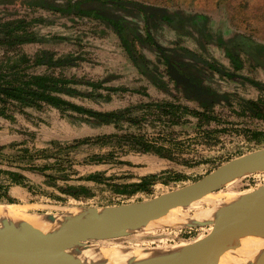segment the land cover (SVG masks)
I'll list each match as a JSON object with an SVG mask.
<instances>
[{
    "label": "rangeland",
    "instance_id": "1",
    "mask_svg": "<svg viewBox=\"0 0 264 264\" xmlns=\"http://www.w3.org/2000/svg\"><path fill=\"white\" fill-rule=\"evenodd\" d=\"M76 2L84 8L98 7L104 15L122 21L130 32L131 51L106 20L56 9ZM13 19L25 20L27 30L33 31L37 40L15 47L0 45V66L18 63L24 73L77 78L81 82L74 87L83 94L63 97L85 107L101 111L133 107L131 115L137 122H120L122 130L142 133L150 142L170 147L175 157L137 153L127 146L126 153H121L118 144L82 146L71 153L80 175L101 171L109 178L102 183L85 182L93 189L92 198L80 200L62 195L65 200H57L45 190L60 193L45 183L43 175L25 170L27 163L45 164L47 160L42 158L41 151L54 149L55 142L66 144L77 138L120 129L115 123L99 125L86 119V115L61 111L48 104L41 108L8 104L4 114L0 112V147H3L0 169L24 172L35 187L34 193H30L27 187L11 183L6 174L0 173V183L20 204L14 206L17 209L62 215L75 214L84 207L145 201L193 184L236 157L264 149V117L257 114L258 109L264 113V0H0V23ZM154 19L159 23H153ZM195 19L203 22L200 30L196 23L190 22ZM238 39L256 43L258 58L242 53L240 66L234 68L223 47L237 45ZM23 53L29 56L30 62L21 60ZM38 55H46V61L68 55L72 58L65 65L49 66L45 62L34 64ZM194 57L212 61L235 75L207 72ZM176 63L191 65L189 71L193 75L202 71L207 77L193 80ZM87 81L102 86L93 87ZM248 101L256 102L250 106ZM165 103L197 110H203L206 103L214 109L216 119L199 120L178 109L175 114L181 117L180 122L172 124L171 114L163 115L156 110L157 104ZM111 150L124 163L89 162L90 155ZM163 171L169 173L153 184L151 193L129 196L113 190L115 182H134L144 175ZM174 173L182 178L174 180ZM262 185L264 171L245 174L221 186L197 205L180 210L179 214L190 217L187 222H170L174 217L162 219L144 231L99 242L105 248L129 252L136 247L167 249L197 242L214 231L213 223L195 222L207 220L200 219L204 208L218 204L225 192L245 194Z\"/></svg>",
    "mask_w": 264,
    "mask_h": 264
},
{
    "label": "trees",
    "instance_id": "2",
    "mask_svg": "<svg viewBox=\"0 0 264 264\" xmlns=\"http://www.w3.org/2000/svg\"><path fill=\"white\" fill-rule=\"evenodd\" d=\"M56 9L62 12H68L72 10L77 16H94L95 18L106 20L118 31L120 40L125 45L126 49L131 51L128 42L130 39V32L125 28V25L122 21L117 20L114 17L104 15L103 13L95 10H87L81 6L80 2H76L74 4L69 3L66 7H56ZM36 40L37 36L33 31L27 30L25 20L23 19H13L0 23V45H9L11 47H15L23 43L33 42ZM20 57L21 60H27L26 62H30V58L27 56V54L23 53L20 55ZM45 58L46 55H38L34 61V64H41L45 62L49 66H62L71 60L72 55H68L63 59L56 60L50 58L49 61H46ZM80 82L81 81L74 77H66L64 75H55L52 73H24L21 71L18 63L0 66V112L2 114H4L5 106L8 104H20L21 106L36 108H41L43 105L48 104L60 109L61 111H72L86 115V119L99 125L115 123L117 124V128L120 129L118 132L103 133L95 136L77 138L66 144L55 142L56 147L54 149H43L41 151V154H43L42 158L47 160L45 164L38 165L37 163L28 162L25 170L35 171L43 175L45 177V183L60 193L59 195L45 190L48 196L57 200H65V197L62 195L80 200L89 199L94 196V192L92 187L87 185L85 182L102 183L107 180L106 178H109L105 177V173L101 171L91 172L87 175H80V171L75 168V161L73 158H71V153L82 146L89 145L107 147L118 144L121 147V153H126L124 152V148L127 146L137 153L149 152L156 153L159 156L168 159L175 158L170 147L159 143H154L152 141L150 142L142 133L127 132L122 130L121 126L119 125L120 122H137L136 117H132L131 115L133 107L101 111L85 107L63 97L64 94L73 96L83 94L82 91L74 87V84H79ZM86 84H89L93 87L102 86L101 83L94 81H87ZM108 88L118 90V88ZM123 89L128 90L127 88ZM133 92L139 93L140 91ZM255 102L256 101H248V104L253 106ZM203 108V110H197L187 105H180L176 103L156 105V110L159 113L163 115H172V124H177L180 122L181 117H178L175 114L178 109H181L183 114L192 115L199 120L205 119L207 122H211L212 120L216 119V116L214 115V109L210 105L204 103ZM257 114L259 117H264V113H262L260 109H258ZM2 149L3 147H0V150ZM23 151L27 152L28 150L24 149ZM116 154L117 153L114 150L108 151L106 153H94L90 155L89 162H93L95 164L124 163L119 159V155ZM0 173L6 174L9 177L11 183L27 187L30 193H34L35 187L32 185V182L27 177V175L24 174V172L20 170L0 169ZM167 173H169V171L151 173L140 177L138 181L134 182H115L112 185L114 187L113 190L118 194L129 196L138 192L151 193L153 184L161 181L162 176ZM174 175V180H180L182 178L179 173H174ZM72 180L77 183H71ZM6 188L7 187L5 185L0 183V204L2 203L3 205L10 206L20 205L13 200V197L9 194Z\"/></svg>",
    "mask_w": 264,
    "mask_h": 264
},
{
    "label": "water",
    "instance_id": "3",
    "mask_svg": "<svg viewBox=\"0 0 264 264\" xmlns=\"http://www.w3.org/2000/svg\"><path fill=\"white\" fill-rule=\"evenodd\" d=\"M139 6L144 8L143 5L139 4ZM256 171H264V149L236 157L199 181L158 197L115 206L84 207L75 213L76 215H84V217L79 218V224L60 228L42 239L35 238L28 245L15 239V236L0 228V264H97L85 261L83 258L70 253L71 248H68L69 245L71 244L70 246L73 248L74 246H83V244L89 242L144 231L146 228L159 223L171 210L174 209L171 214H177L180 210L192 206L193 203L199 202L206 195L215 192L221 186ZM243 195L241 202L234 206L236 209L231 220H229L230 218L227 221L219 219L195 220V222L213 223L214 231L207 238L190 243L195 247L199 246L191 257L192 264H218L227 247L232 245L234 249H238L244 236L264 237V185ZM163 200L170 202L169 209L166 212L137 224L117 225L115 223L98 224L88 222L90 217L86 211L90 209L127 208ZM69 214L72 213L62 215ZM58 244L63 245V251L54 254L51 249ZM127 264H140V262L130 259ZM243 264H264V249L255 256L254 260L246 261Z\"/></svg>",
    "mask_w": 264,
    "mask_h": 264
},
{
    "label": "bare ground",
    "instance_id": "4",
    "mask_svg": "<svg viewBox=\"0 0 264 264\" xmlns=\"http://www.w3.org/2000/svg\"><path fill=\"white\" fill-rule=\"evenodd\" d=\"M229 183H232V181ZM208 195L210 196L211 193ZM243 197L244 195L242 193L225 192L224 199L220 200L218 204L212 207H206L202 210L200 219H219L227 221L230 218L229 220H231L236 209V207H234L235 204L241 202ZM169 203V201L163 200L127 208L90 209L87 210L86 213L90 217L89 223H115L117 225L125 223L137 224L147 221L157 214L166 212L169 209ZM197 203L198 201L193 203L192 206L195 204L197 205ZM173 211L174 209L162 219L169 220L174 217L170 220V222L174 223H182L190 220V217L186 214H179V212L177 214H171ZM82 217H84V215L81 214L41 215L25 211L24 209L20 210L14 206L0 204V228L27 245L35 238L42 239L60 228L76 223L79 224V218ZM164 222L166 221L164 220ZM98 243L100 244L86 243L83 244V246H74L73 248L70 244L68 248H71L70 253L83 258L85 261L97 264H127V261L130 259L139 261L140 264H192L191 257L199 248V246L195 247V245H190L188 243L179 244L167 249H141L136 247L135 249L132 248L133 251L129 252L117 248H105L101 242L98 241ZM109 245L117 247L114 244ZM62 246L63 245L60 244L55 245L51 251L54 254L60 253L63 251ZM262 249H264V237L244 236L241 239V245L238 249H234L232 245L227 247L218 264H243L246 261L254 260L255 256Z\"/></svg>",
    "mask_w": 264,
    "mask_h": 264
},
{
    "label": "flooded vegetation",
    "instance_id": "5",
    "mask_svg": "<svg viewBox=\"0 0 264 264\" xmlns=\"http://www.w3.org/2000/svg\"><path fill=\"white\" fill-rule=\"evenodd\" d=\"M85 3V2H84ZM81 6L83 7V4H81ZM85 9L87 10H95L98 12H101L102 10L100 8H88L85 7ZM176 17V16H175ZM116 18V17H114ZM117 19V18H116ZM119 20V19H117ZM169 20V19H168ZM193 23H196V28L197 29H201L203 27V22H201L200 20L195 19L194 21H190ZM153 23H159V20H155L153 21ZM237 45H232V44H226L223 48L226 51L225 54L229 57V61L232 64V66L235 67H239L240 66V59L242 60L241 57H239L242 53L246 54L248 57L252 58V59H257L258 58V45L256 43H252L250 41H246L245 39H238L236 41ZM194 59L196 61H198V63H201L202 65H204L207 68V72H221L224 75H229V76H234V72L233 71H229V70H223L221 67H219L217 64H215L212 61H200L199 58L194 57ZM178 69L181 72H188L190 74V77L193 80H196V78H206L207 74H204L202 71H200L198 73V75H193L192 72L189 71V68L191 67V65L188 64H184L181 65L179 63H176ZM210 79V77L208 78Z\"/></svg>",
    "mask_w": 264,
    "mask_h": 264
}]
</instances>
